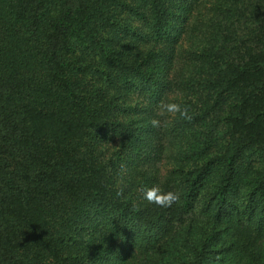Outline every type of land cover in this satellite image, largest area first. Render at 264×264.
<instances>
[{"label":"trees","instance_id":"16d2710c","mask_svg":"<svg viewBox=\"0 0 264 264\" xmlns=\"http://www.w3.org/2000/svg\"><path fill=\"white\" fill-rule=\"evenodd\" d=\"M0 264H264V0H0Z\"/></svg>","mask_w":264,"mask_h":264},{"label":"clouds","instance_id":"9594fccd","mask_svg":"<svg viewBox=\"0 0 264 264\" xmlns=\"http://www.w3.org/2000/svg\"><path fill=\"white\" fill-rule=\"evenodd\" d=\"M176 95H180V93ZM177 116L184 119H191L188 115V109L181 102L165 97L157 104L150 123L153 128H159L164 121L171 120ZM143 199L160 207H170L180 199V196L177 192H165L158 186H152L143 190Z\"/></svg>","mask_w":264,"mask_h":264},{"label":"rangeland","instance_id":"374dc122","mask_svg":"<svg viewBox=\"0 0 264 264\" xmlns=\"http://www.w3.org/2000/svg\"><path fill=\"white\" fill-rule=\"evenodd\" d=\"M206 13V10L202 9L200 11V15H204ZM194 17V19H192ZM199 11H198V8H194V10L191 12V16L189 17V19H192V22H190V31L188 32H191L193 30V27H194V24L195 23H198L199 21ZM188 38H191V36H187ZM167 159H163L161 160V162H159L157 165H156V169H157V172L158 174L160 175H163L166 170L169 168V164L167 163L166 161Z\"/></svg>","mask_w":264,"mask_h":264}]
</instances>
